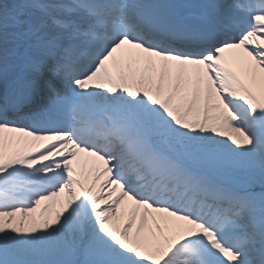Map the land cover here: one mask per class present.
Masks as SVG:
<instances>
[{"label": "snow or ice", "instance_id": "6c2138e0", "mask_svg": "<svg viewBox=\"0 0 264 264\" xmlns=\"http://www.w3.org/2000/svg\"><path fill=\"white\" fill-rule=\"evenodd\" d=\"M0 264H264V0H0Z\"/></svg>", "mask_w": 264, "mask_h": 264}, {"label": "bare ground", "instance_id": "6f19581e", "mask_svg": "<svg viewBox=\"0 0 264 264\" xmlns=\"http://www.w3.org/2000/svg\"><path fill=\"white\" fill-rule=\"evenodd\" d=\"M81 166H83V164Z\"/></svg>", "mask_w": 264, "mask_h": 264}]
</instances>
